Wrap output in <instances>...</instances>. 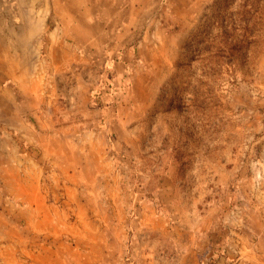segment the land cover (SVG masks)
Segmentation results:
<instances>
[{"label": "rangeland", "instance_id": "obj_1", "mask_svg": "<svg viewBox=\"0 0 264 264\" xmlns=\"http://www.w3.org/2000/svg\"><path fill=\"white\" fill-rule=\"evenodd\" d=\"M216 1L23 15L34 77H0V264H264V25L209 59L244 2Z\"/></svg>", "mask_w": 264, "mask_h": 264}, {"label": "crops", "instance_id": "obj_2", "mask_svg": "<svg viewBox=\"0 0 264 264\" xmlns=\"http://www.w3.org/2000/svg\"><path fill=\"white\" fill-rule=\"evenodd\" d=\"M57 1H59V3H57ZM60 1H65V0H51L47 8L46 7L47 3H45V0H35L34 2L32 0H0V77L1 78L4 77L7 78V80L9 79L13 82L17 81L18 83H22L25 77L26 78L34 77V75L31 73V70L28 68L27 64H21L22 61H27V56L24 57L23 54H21L20 51L14 48L13 46L17 44V40H13L14 37L16 36L14 29L25 28V25L22 22L24 17L23 15H25V17L26 16L31 17V15L34 13L35 15H37L38 13H44L46 14L45 15L46 18H43V20L45 19L46 22L47 13L49 11L51 12L52 10L59 11L61 9L68 8L67 5H59L61 3ZM43 20L38 19L37 22L35 20V22L38 24H34L33 26L37 28L42 27ZM11 27L13 28V30ZM10 37L12 39H10ZM19 38L20 36L17 39ZM13 42L15 44H13ZM10 168L14 169L15 167H12L10 165ZM3 174L4 173H0V177L3 178L2 181H5V183L11 182V178ZM18 179L21 181L19 174H18ZM36 197L37 195H35V197L33 195V199H35Z\"/></svg>", "mask_w": 264, "mask_h": 264}, {"label": "trees", "instance_id": "obj_3", "mask_svg": "<svg viewBox=\"0 0 264 264\" xmlns=\"http://www.w3.org/2000/svg\"><path fill=\"white\" fill-rule=\"evenodd\" d=\"M226 1L228 0H217L213 6H215L217 10H221L219 5L223 4V6L227 9L228 5ZM243 1V4L240 5V9L236 14H229L226 12L227 10H224L222 12V14L225 12L223 16H216L221 17L218 20V24L216 26L219 30V35H217V38H211L210 42H208L209 47L205 50V53L209 52L207 55L209 59H215L217 56H224L225 54H228L232 51L242 49L244 43L247 40V36L246 34H236L238 29L244 30L246 32L245 26L249 25L250 23L254 26L264 25L263 12L260 13L261 8H263L262 3H264V0ZM238 36H240L241 39H239ZM216 39L219 41L220 46L217 48L218 52L214 53L213 50H210L209 48L210 45L216 41ZM224 48L228 49L229 51L224 50Z\"/></svg>", "mask_w": 264, "mask_h": 264}]
</instances>
